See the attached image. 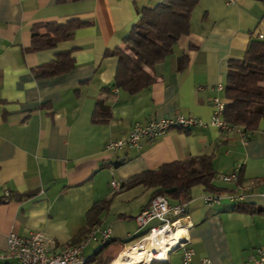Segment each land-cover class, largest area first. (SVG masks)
I'll return each instance as SVG.
<instances>
[{
    "label": "crops",
    "instance_id": "obj_1",
    "mask_svg": "<svg viewBox=\"0 0 264 264\" xmlns=\"http://www.w3.org/2000/svg\"><path fill=\"white\" fill-rule=\"evenodd\" d=\"M161 1L0 0L1 251H7L10 233L32 230L53 235L60 247L76 244L93 228L87 215L94 204L108 201L97 224L111 228L113 240L106 245L91 241L85 255L93 259L88 264L115 262L134 238L147 233L149 227L140 229L136 216L157 190L130 181L204 155L212 157L223 198L208 205L204 197L218 193L193 187L187 229L176 231L173 248L187 238L194 264L203 258L213 264H251L256 248L264 247V214L250 211L253 205L264 206V123L249 136L210 125L214 97L225 99V91L216 86H226L230 59L242 58L251 40L264 39V1L227 5L225 0H200L190 33L154 65L157 80L136 94L114 86L112 118L92 121L102 88L115 82L118 57L106 51L122 46L143 8ZM72 19L90 23L53 48L32 49L34 26ZM61 51L71 53L75 66L38 77L34 69ZM183 54L188 62L180 70ZM175 114L197 116L205 124L144 140L140 148L108 147L112 140L126 138L136 122ZM235 172L242 173L239 182L247 188L241 201L229 197L236 184L220 178ZM28 192L33 195L14 197ZM170 251L159 264H183V249ZM0 264L21 263L13 258L0 259Z\"/></svg>",
    "mask_w": 264,
    "mask_h": 264
},
{
    "label": "trees",
    "instance_id": "obj_2",
    "mask_svg": "<svg viewBox=\"0 0 264 264\" xmlns=\"http://www.w3.org/2000/svg\"><path fill=\"white\" fill-rule=\"evenodd\" d=\"M199 1L162 0L153 7L143 8L141 17L124 37L123 45L106 51V55L118 57V67L114 84L104 86L98 95L92 117L94 123H105L112 118L109 100L113 95L114 86L136 94L157 80L152 73L154 65L172 52L182 36L190 33L192 15ZM89 23L72 19L65 23L37 24L33 28L32 49L53 48L59 42L71 39L76 29ZM187 62V54L180 56L179 69H184ZM74 66L75 60L71 53L61 51L53 61L40 65L34 71L38 77H49L68 72ZM228 67L224 118L227 122L240 126L249 136L264 123V39L251 40L244 56L240 59H230ZM241 172L239 177L242 183ZM215 179L212 157L204 155L146 171L135 176L130 183H144L157 188L154 196L165 194L170 199L183 202L191 199V190L197 185L203 186L208 192L221 193L223 188L216 184ZM172 188L175 190L166 192ZM32 195L33 192H28L14 197L24 198ZM107 205L108 201H98L94 204L87 215L90 227L99 223L100 215ZM250 211L264 214V206L253 205ZM148 233L145 232L142 237ZM136 239L138 238L133 241ZM91 259L92 257L89 262L93 261Z\"/></svg>",
    "mask_w": 264,
    "mask_h": 264
},
{
    "label": "built area",
    "instance_id": "obj_3",
    "mask_svg": "<svg viewBox=\"0 0 264 264\" xmlns=\"http://www.w3.org/2000/svg\"><path fill=\"white\" fill-rule=\"evenodd\" d=\"M239 1L225 0V3L232 5ZM260 37L264 38L263 35ZM225 87L223 83H219L216 89L224 92ZM225 108L226 99L220 96L214 97L210 125L229 131H236L244 135L245 132L240 126L225 120ZM204 124L205 122L199 117L184 114L167 115L147 123L136 122L126 138L112 140L109 142L108 147L113 150H119L124 147L140 148L144 140L154 141L168 132L174 130L185 131ZM220 178L226 182L236 184V187L229 192L230 198L235 201L244 199L243 191L247 188L240 184L238 172L221 175ZM112 185L116 188L120 187L117 181H113ZM222 198L223 195L219 193L208 194L204 197V200L206 204L212 205L220 203ZM172 217L175 219L172 220ZM187 218L188 201L174 203L165 194H159L154 196L150 204L136 216V221L140 229L149 227L148 232L152 233L160 228H176L177 222L184 225V221ZM154 221H157L158 224L151 226ZM147 235L129 244L122 251L121 257L135 243L143 241ZM93 240H99L104 244L110 243L113 240L111 228H102L100 224H95L83 240L64 247L59 246L57 239L53 235L42 230H32L26 234L12 232L8 235L7 251L3 252L0 250V259L8 260L14 258L19 260L21 264H88L89 258L85 255V249ZM178 247L183 249L182 263L194 264V250L189 246V240L185 238ZM153 264H159V262ZM201 264L213 263L209 258H203ZM251 264H264V247L256 248Z\"/></svg>",
    "mask_w": 264,
    "mask_h": 264
},
{
    "label": "bare ground",
    "instance_id": "obj_4",
    "mask_svg": "<svg viewBox=\"0 0 264 264\" xmlns=\"http://www.w3.org/2000/svg\"><path fill=\"white\" fill-rule=\"evenodd\" d=\"M182 227L186 226L177 222L176 228L156 229L152 232L153 234L149 233L143 241L135 243L131 249L124 253L123 257L115 262H110V264H152L154 261H162L174 247L177 239L175 238L176 231ZM180 243L181 241L178 245Z\"/></svg>",
    "mask_w": 264,
    "mask_h": 264
},
{
    "label": "water",
    "instance_id": "obj_5",
    "mask_svg": "<svg viewBox=\"0 0 264 264\" xmlns=\"http://www.w3.org/2000/svg\"><path fill=\"white\" fill-rule=\"evenodd\" d=\"M174 190H175V188H172V189H168L166 192L170 193V192H172V191H174ZM177 247H178V245H177L174 249H176ZM174 249H173V250H174ZM171 251H172V250H171ZM171 251H170V252H171ZM156 262H161V261H154L153 263H156ZM153 263H152V264H153Z\"/></svg>",
    "mask_w": 264,
    "mask_h": 264
},
{
    "label": "rangeland",
    "instance_id": "obj_6",
    "mask_svg": "<svg viewBox=\"0 0 264 264\" xmlns=\"http://www.w3.org/2000/svg\"><path fill=\"white\" fill-rule=\"evenodd\" d=\"M153 234V233H152ZM150 236V235H149Z\"/></svg>",
    "mask_w": 264,
    "mask_h": 264
}]
</instances>
